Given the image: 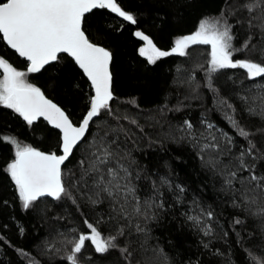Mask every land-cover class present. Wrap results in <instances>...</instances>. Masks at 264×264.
Returning a JSON list of instances; mask_svg holds the SVG:
<instances>
[{"label":"snow or ice","instance_id":"obj_1","mask_svg":"<svg viewBox=\"0 0 264 264\" xmlns=\"http://www.w3.org/2000/svg\"><path fill=\"white\" fill-rule=\"evenodd\" d=\"M93 10H108L125 22L138 23L136 16L126 11L118 0H0V40L26 61V70H18L0 56V106L19 114L29 126L42 117L59 131V154L22 145L11 136H0V140L14 147V158L6 164L4 171L13 182L24 211L36 208L42 198H51L57 202H71L78 212H81L82 203L97 217L95 224L85 218L83 223L88 231L66 241L71 245L70 252L64 257L67 264H82L85 259L91 261V256L84 255L86 247L92 248L100 257L117 250L124 264H169L164 250L149 244L152 236L147 225L155 222L160 212L167 211L166 195L168 207L182 205L187 189L172 178L166 162L164 166L168 173H154L156 178L153 179L142 174L143 167L132 155L128 144L136 147L142 137H138L132 127L120 123L121 120L134 126L150 144L162 141L147 137L144 126L137 119L113 111L112 102L116 99L113 53L107 47L93 43L84 27L86 14ZM240 10L249 13L246 21L249 30L258 29L264 41V0H244L237 9ZM253 12L258 15H252ZM231 15H235V11ZM241 23L236 20V24ZM234 27L223 13L219 18H203L194 33L175 39L170 50L157 47L143 31L137 30L134 35L145 42L139 48V54L152 65L173 55L190 56L189 49L193 46H210L205 87L213 95L214 108L232 131L220 129L202 117L199 122L202 131L185 119L181 124L167 122L169 131L163 135L165 140L173 143L189 144L196 151L200 167L219 179V191L226 198L224 202L235 210L229 228L236 245L243 248L247 242L242 233H246L247 240L251 241L259 230L260 243L255 246L262 254L256 255L252 248H246L244 252L250 264H264V80H260L264 78V63L249 58L234 59L237 53L245 52H254L264 59V47L257 48L253 44L250 31L240 46H236ZM62 53L82 70L92 90L87 110L78 124L40 87L28 81L30 74L41 73L47 70L46 66L58 63ZM230 69L245 70L246 79L254 83L240 87L243 81L238 84L229 76L233 86L225 85L227 94L222 95L214 80ZM257 81L260 82L255 83ZM130 103L134 104L135 100ZM181 110L179 104L167 109L169 112ZM159 111L163 117L164 109ZM148 120L160 124L155 116H149ZM77 153L80 156L75 160V168L69 170L71 179H66L65 168ZM142 180L149 181L143 192L137 183ZM3 203L7 204V201ZM181 214L206 238L200 241L205 252L222 257L224 264H234L230 254L218 248L213 251L212 245L217 240L228 243L229 234L216 220L214 210L199 207L197 215ZM102 223L107 235L98 228ZM250 225L251 231L248 230ZM19 232L23 235L22 227ZM5 241L0 233V242ZM86 242L90 243L86 245ZM7 243L14 247L10 241ZM16 251L27 259L28 264H40L25 250ZM230 252L231 245L228 246ZM195 264H200L199 258Z\"/></svg>","mask_w":264,"mask_h":264},{"label":"trees","instance_id":"obj_2","mask_svg":"<svg viewBox=\"0 0 264 264\" xmlns=\"http://www.w3.org/2000/svg\"><path fill=\"white\" fill-rule=\"evenodd\" d=\"M118 2L126 11L136 16L138 20L136 25L123 21L108 10H93L86 15L84 25L90 40L107 47L113 53V90L116 97L112 102L113 111L137 119L144 126L147 137L153 141H162L150 144L134 126L128 125L127 121H120L125 127H132L138 137H142L137 141L136 147L128 144L132 149V155L144 169L142 174L152 176L153 179L156 178L154 173L167 174L168 169L164 166L166 162L171 168L172 178L187 189L185 203L182 205L168 207L169 198L167 195L164 197L167 211L160 212L157 220L147 225L152 236L149 244L162 248L168 256L169 264H189V261L195 264L197 258L200 264H224L222 257L211 256L205 252L200 241L206 238L185 215L181 214L196 215L199 213V207L211 208L216 214V220L229 233L226 238L228 243L217 240L212 245L213 251L218 248L221 252L230 254L234 264H250L244 249L252 248L256 255L262 254L255 246L260 243L259 230H256V235L251 241L247 240L246 233H242L247 242L243 248L236 245L234 234L229 228L235 210L224 202L226 198L219 191L221 186L219 179L200 167L196 151L189 144L173 143L171 140H165L163 135L169 131L167 122L175 125L187 119L197 127L202 117H206L225 131H232L222 114L214 108L213 95L205 87L210 46H193L189 49L192 53L190 56L173 55L161 58L152 65L145 57L140 56L139 48L144 42L134 35L137 30L143 31L157 47L170 50L175 39L194 33L203 18H219L223 13L228 22L235 25L233 32L236 35L234 40L236 46H240L250 31L253 35V44H256L257 48L264 47L258 29L248 28L246 21L249 13L246 10L237 11L244 0H118ZM234 11L235 15H231ZM252 15H258V12H253ZM237 19L243 23L236 24ZM254 23L259 24L260 21ZM0 56L18 70H26V61L14 50L6 47L2 40ZM237 58H249L264 63V59L254 52L237 53L234 59ZM46 69L41 73L30 74L28 81L40 87L48 97L66 110L74 123H78L85 114L89 97L92 95L87 78L65 54L61 55L58 63L46 66ZM181 70L186 76L184 82L179 79ZM229 76L238 84L243 81V84H239L240 87L251 82L246 79L243 69L226 70L220 74L219 79L214 80L222 95L227 94L225 85L233 86L232 81L228 79ZM190 77L194 79L190 81ZM132 100H135L134 104L130 103ZM178 104L181 111H167ZM160 109L165 111L163 117L160 115ZM149 116H155L160 124L149 121ZM0 136H11L22 145L59 153L58 130L53 129L44 120L29 126L19 114L3 106H0ZM79 156V153L75 154L72 162L65 168L66 179H71L69 170L75 168V160ZM13 158L14 147L0 140V233L6 238L5 242H0V264H28L27 259L16 249L25 250L40 264H67L64 257L71 250V245L66 243L72 239L70 234L77 236L81 232H87L83 220L87 218L89 222L95 224L97 217L82 203L81 212H78L71 202H57L50 198H42V201L37 202L36 208L24 211L13 182L4 171L6 164ZM137 183L143 192L149 181L142 180ZM143 199L142 195L141 202ZM5 200L7 204L3 203ZM213 226L215 227V224ZM21 227L23 235L19 232ZM98 228L103 235H107L103 223L98 225ZM72 229L77 231L73 232ZM248 230H252L251 225ZM7 241L14 247H9ZM89 243L86 242V245ZM84 255L91 256L92 259L91 261L85 259L82 264H124L117 250L100 257L92 248L86 247Z\"/></svg>","mask_w":264,"mask_h":264},{"label":"rangeland","instance_id":"obj_3","mask_svg":"<svg viewBox=\"0 0 264 264\" xmlns=\"http://www.w3.org/2000/svg\"><path fill=\"white\" fill-rule=\"evenodd\" d=\"M145 45V42H144V44H143V46ZM142 46V47H143ZM181 81H186V76L184 75V72L181 70L180 71V78H179ZM260 80H264V78H260ZM260 81H257V82H255V83H259ZM252 83H254L253 81H251V82H249V83H247L246 85H249V84H252ZM242 87V86H241ZM198 130H203V127H202V125L201 124H199L197 127H196ZM220 128V127H219ZM221 129V128H220ZM199 214V213H198ZM197 215V214H196ZM70 237L71 238H73V237H75L72 233L70 234ZM70 251H68L67 252V254L69 253Z\"/></svg>","mask_w":264,"mask_h":264},{"label":"water","instance_id":"obj_4","mask_svg":"<svg viewBox=\"0 0 264 264\" xmlns=\"http://www.w3.org/2000/svg\"><path fill=\"white\" fill-rule=\"evenodd\" d=\"M87 15V14H86ZM87 34V33H86ZM93 42V41H92ZM93 43H95V42H93ZM98 44V43H97ZM100 45V44H99ZM102 46V45H101ZM61 55H64V53H62ZM65 55H67V54H65ZM82 71V70H81ZM43 91V90H42ZM46 95V94H45ZM47 96V95H46ZM115 96V95H114ZM48 97V96H47ZM49 99H51L50 97H48ZM51 100H53V99H51ZM53 102L54 103H56V104H58L57 102H55L54 100H53ZM58 106H60L59 104H58ZM61 107V106H60ZM63 108V107H62ZM64 109V108H63ZM66 111V110H65ZM39 120H44L42 117L39 119ZM38 120V121H39ZM45 121V120H44ZM37 122V121H36ZM35 123V122H34ZM78 124V123H77ZM51 126V125H50ZM40 150V149H39ZM42 151V150H41ZM46 152V151H45ZM59 154V153H58ZM51 199V198H50Z\"/></svg>","mask_w":264,"mask_h":264}]
</instances>
